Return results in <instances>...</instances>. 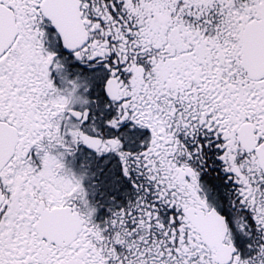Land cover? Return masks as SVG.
<instances>
[{"label":"snow or ice","instance_id":"snow-or-ice-1","mask_svg":"<svg viewBox=\"0 0 264 264\" xmlns=\"http://www.w3.org/2000/svg\"><path fill=\"white\" fill-rule=\"evenodd\" d=\"M0 264H264V0H0Z\"/></svg>","mask_w":264,"mask_h":264}]
</instances>
